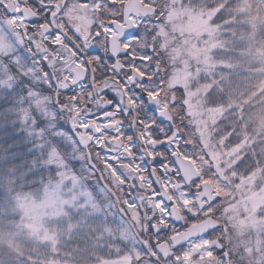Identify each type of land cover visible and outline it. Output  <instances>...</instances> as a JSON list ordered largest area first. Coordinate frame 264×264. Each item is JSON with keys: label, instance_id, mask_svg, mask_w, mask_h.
Instances as JSON below:
<instances>
[{"label": "snow or ice", "instance_id": "1", "mask_svg": "<svg viewBox=\"0 0 264 264\" xmlns=\"http://www.w3.org/2000/svg\"><path fill=\"white\" fill-rule=\"evenodd\" d=\"M233 3L142 0L128 6L124 0H73L71 4L15 0L13 7L9 0H0V8L6 10L0 12V116L13 118V127L19 125L22 136L32 143L30 155L34 154L24 175H18L16 166L0 175L6 202L21 213L29 206L41 210L40 218L46 223L62 222L69 209L85 218L103 213L92 228L98 233L89 237L93 240L113 233L108 212L98 206L97 197H103L107 209L120 204L121 219L115 230L131 232V245L117 250L116 257H97L96 264H109L120 256L127 264H185L193 258L211 264L213 255L224 257L221 241L210 243L223 229L202 219L220 197L201 196L205 202H197V192L203 190L200 176L185 177L181 170L176 152L183 154L187 145L179 143L183 133L176 120L184 118L185 127L195 126L201 97L225 92L234 96L231 77L240 67L237 61L259 55L262 59L253 63L264 64V51L238 47L241 38L233 29L234 17L245 13ZM260 3L264 5V0ZM90 11L107 14V22L90 19L84 30L72 23L73 16ZM190 16L199 17L204 29L194 35L178 32L174 20ZM255 47H260L258 42ZM176 72L184 79L171 82ZM162 89L170 93L165 102L160 98ZM261 94L264 88L256 95ZM249 103H229L216 111L219 116L232 113L237 128L244 121L247 130L252 122L251 112L246 114ZM236 131L229 132L227 140ZM257 135L264 137V124ZM37 172L44 175L29 181ZM97 172L95 183H89ZM155 174L168 180L167 195ZM137 176L147 180L151 200L139 194L120 199L117 191L123 195L129 181H133L129 187H137ZM169 177L175 178V184ZM139 187L143 189L142 184ZM28 219L31 228L33 218ZM0 227L15 239L11 233L17 225ZM136 227L149 239L135 232ZM55 240L49 234V242ZM199 241H205L202 247ZM28 264L41 262L29 258ZM258 264H264V258Z\"/></svg>", "mask_w": 264, "mask_h": 264}, {"label": "rangeland", "instance_id": "2", "mask_svg": "<svg viewBox=\"0 0 264 264\" xmlns=\"http://www.w3.org/2000/svg\"><path fill=\"white\" fill-rule=\"evenodd\" d=\"M159 2L163 3L164 0ZM250 2L251 0H234L232 7L245 14L234 17L236 24L233 29L241 38L239 48L244 51L253 49L255 53H260L263 49L257 35L259 19L257 20L255 16L257 12L251 10ZM0 12L4 11L0 8ZM93 18L97 20L95 12L85 16L87 23ZM98 19L105 20L101 14ZM173 23L178 32L193 35L205 27L203 21L196 16L177 18ZM204 38L207 39L206 36ZM257 42L259 48L255 47ZM260 59L261 56L254 55L243 61H237L240 67L231 77L234 96H242L240 103L250 102L246 112H251L248 120L252 122L248 123L247 130L244 128V121L240 122L237 128L231 113L232 116L230 115L229 118H226L228 112L219 116L216 109L221 106L206 105L205 97L200 98L201 106L195 126L185 127L188 121L184 118L177 119H183V125L179 129L183 133L180 144L183 142L187 145L183 148L185 153L198 157V165L203 177L211 180L214 192L220 197L213 207L212 214L223 230L215 233L213 237L224 245L227 260L216 257L214 264H253L254 261L258 264L259 259L264 258V137L257 135L259 126L264 124V94L256 95L261 88H264V75H260L264 64L253 63L254 60ZM183 79V75L176 72L171 82H180ZM224 94L233 97L228 92ZM169 96L168 90L163 89V99L167 100ZM170 112L174 114L171 108ZM221 120L224 121L223 128L221 122L218 125V121ZM229 123L235 124L234 128L237 129L236 135H233L230 141L227 140L228 133L223 132ZM226 140L236 145L224 144L222 141ZM248 154L251 155L249 161L245 160ZM211 163L220 169L225 177L223 182L210 177ZM247 169L249 170L246 171ZM2 194L0 225L15 224L17 228L11 233V236L15 237L13 240L9 230L0 227V264H28L29 258L38 260L41 264H96L97 257H116L117 250L123 251L131 245L128 239L131 236L130 232H126L125 229L115 230L120 217L117 213L112 214L115 212L114 208L107 209L103 197L99 202L97 201L98 206L104 207L108 212L113 233L111 237L93 240L89 237L98 233H93L92 228L102 218L103 213L99 217L89 215L85 218L75 209H69V215L62 222L46 223L40 218L41 210L29 206L21 213L6 202V190ZM51 206L49 204V207ZM28 217L33 218L31 228ZM49 234L56 236L54 242H49ZM53 251L57 253L55 257L52 255ZM256 253L259 255H255ZM7 256L8 260H6ZM146 259L149 260L147 257ZM109 264H127V262L124 256H120L118 261H110ZM185 264H199V261L193 258L187 260Z\"/></svg>", "mask_w": 264, "mask_h": 264}, {"label": "trees", "instance_id": "3", "mask_svg": "<svg viewBox=\"0 0 264 264\" xmlns=\"http://www.w3.org/2000/svg\"><path fill=\"white\" fill-rule=\"evenodd\" d=\"M205 2H207V0H205ZM249 5L251 7V10L257 12L255 14V16H257L256 19L257 20L259 19L258 21L259 26L257 27V32H258L257 35H258V40L261 42V46L264 51V22H262L264 21V11H261V9L264 8V5H262L261 3H258V0H253V1L251 0ZM201 82H203V78H201ZM34 83H35V78H34ZM193 87H196V85L194 84ZM205 99L207 103L206 105L212 106V107H215V104L216 106H227L229 103L242 102V96L240 97L238 95L233 96V97H227L225 94H222V95L214 94L212 97L205 98ZM248 108H246V110ZM231 114L227 113L226 118L227 117L229 118ZM218 123H217L218 125L220 124L223 125L222 128L224 127L223 120L218 121ZM234 127H235V124L232 125L229 123L228 126H225L223 130L224 134L232 132ZM21 133H22V130L20 129L19 125H16L15 127H13V118L10 115L0 116V175H6L7 172L10 169H12L13 166H16L18 168V175H21V176L24 175L27 171H29V164L32 162L33 155H34V154L30 155L32 143L26 140L22 136ZM233 135H236V132ZM222 142H224V144L229 143L228 145H236V143L233 144L231 142H228L227 140L222 141ZM227 147L228 146H225V148ZM250 157L251 155L248 154L245 157V160L249 161ZM248 161H247V165H248ZM249 166L250 165H248V168L250 169L251 167ZM75 168L76 170H79L80 165L76 164ZM249 169H247L246 171H248ZM41 175H44V174L37 172L35 176L29 177V181H33V180L38 181ZM96 179H97L96 176L90 177L88 178V182L95 183ZM4 190L5 189L3 187H0V200L3 195L2 193ZM100 199L101 197H97L98 202ZM147 258L149 259V257ZM6 260H8V256L6 257ZM23 261H25L24 258H23Z\"/></svg>", "mask_w": 264, "mask_h": 264}, {"label": "flooded vegetation", "instance_id": "4", "mask_svg": "<svg viewBox=\"0 0 264 264\" xmlns=\"http://www.w3.org/2000/svg\"><path fill=\"white\" fill-rule=\"evenodd\" d=\"M136 1L139 4L142 3V0H136ZM94 2H95V0H92V3H94ZM9 3L13 7L15 6V0H9ZM66 3L67 4H71V3H73V0H66ZM124 3L127 4L128 6H130L132 4V0H124ZM79 6L81 8H85L86 7L84 5H79ZM2 10L6 11L4 9H2ZM92 12H95V11H90L89 13L87 12V14H85V15L73 16L71 18L72 19V23L78 24L81 27V29L84 30L87 27V24H88L87 20L85 19V16L87 17V16L91 15ZM95 14H96L97 20H99L98 18L100 16V14H97L96 12H95ZM101 15L105 18V20H99V21L100 22H107V19H108L107 14H101ZM57 23H59V21H57ZM160 98H161L162 102L167 101V100L163 99V89L161 90ZM169 111H170V109H169ZM181 125H183V123H181V120H176V128L178 130L180 129ZM179 143H180V141H179ZM182 144H183V142L181 143V145ZM182 151H183V154H181V150L178 149L177 152H176V157H177L178 161L180 162L181 170L184 173L185 177H192V176H197V175L200 176V184L202 185V189L203 190L197 192V202L201 203V204L205 202V201L200 199L201 196L209 197V198L213 197V196H218L214 192V187H213V183L211 182V180L208 179V178L203 177V174L201 173V170L199 169L198 157L196 156L193 159V156L185 153L184 149H182ZM213 165H214V163H211V166H210V170H211L210 177H212V178L215 177L219 181L223 182L225 180V177L221 174L220 169L218 168L219 172H220V175L222 176V179L218 178L216 176L213 168H212ZM139 175H142V176L146 177L147 173H140ZM155 175H156L157 181L160 182L161 190L164 191L165 195H167V192L164 190V186H165V184L168 183V180H161L159 174H155ZM169 180L172 182V184H175V178L174 177H169ZM131 183H133V181H129L128 183H126L124 185L123 195H121L122 198H124V197L131 198L130 194L131 195L139 194V195H142L146 201H150L151 200L150 195L148 193V184H147V180L146 179L145 180H140L139 176H137L136 183H137L138 186L135 187V188L129 187V184H131ZM141 184L143 185V189H141L139 187V185H141ZM213 207H214V205L206 213H204V215L202 216V219L209 220V221L211 220V221H214L216 224H220L219 221L212 214ZM141 215H143V212H141ZM134 229L136 230V232L140 233V236L143 239H145V240L149 239V234L140 232V228L139 227H136ZM130 234L132 235L131 232H130ZM217 240H218L217 238L212 237V240L210 241V243H215ZM204 243H205V241H199V246L202 247L204 245ZM194 250H196V249H194ZM202 255H203L205 260L209 259L207 253H203ZM149 259L151 260L152 258L149 257ZM215 259H216V256L213 255L212 258H211V264L215 263ZM222 259L226 261L227 260V256L225 255L224 257H222ZM225 264H227V263H225Z\"/></svg>", "mask_w": 264, "mask_h": 264}, {"label": "water", "instance_id": "5", "mask_svg": "<svg viewBox=\"0 0 264 264\" xmlns=\"http://www.w3.org/2000/svg\"><path fill=\"white\" fill-rule=\"evenodd\" d=\"M134 1V0H133ZM212 168H213V170H214V172H215V174H216V176H218V178H220V179H222V176H220V174H219V170H218V168L216 167V166H212ZM96 175H97V177H99V175H100V173L99 172H97L96 173ZM115 199V198H114ZM120 207V204H116V208L118 209ZM205 223L206 224H213V223H215L214 221H209V220H205ZM199 227V226H198ZM134 231L136 232V230L134 229Z\"/></svg>", "mask_w": 264, "mask_h": 264}]
</instances>
